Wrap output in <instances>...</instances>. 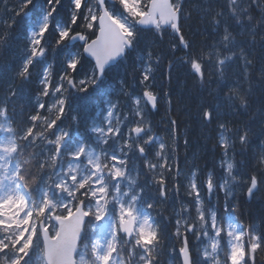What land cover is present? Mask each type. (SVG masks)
<instances>
[{
  "label": "snow or ice",
  "instance_id": "obj_1",
  "mask_svg": "<svg viewBox=\"0 0 264 264\" xmlns=\"http://www.w3.org/2000/svg\"><path fill=\"white\" fill-rule=\"evenodd\" d=\"M31 3L32 0H18L12 11L18 16L27 15ZM60 3L61 0H47L42 23L29 33L27 56L14 74L15 81H28L34 61L48 51L46 35L53 27L52 16ZM185 3L186 0H71L68 20L55 25L52 48L65 42L80 43L58 79L49 71L51 64L44 68L34 101L35 114L20 121L14 118L8 101L16 96L17 89L9 85L8 94L0 101V264H160L157 257L168 236L170 221L162 216V208L157 213L160 219L152 211L155 202L166 203L173 190L179 194V188L174 184L170 189L165 178L175 181L182 174L176 164L177 120L169 117L165 140L154 134L149 119L148 107L157 109L161 99L171 110L170 93L165 91L161 96L153 91L158 87L154 73L164 62V55L154 56L151 49L146 54L138 52L137 60L144 61L137 65L142 95H133L121 80L117 95L124 99L114 102L108 98L106 115L99 121H90L88 131L94 139L81 136L73 141V147L66 146L70 132L81 121V112L69 108L73 95L96 85L109 60L134 47L141 28H150L161 39L165 33L178 37V44H170L167 53L173 57L168 60L167 79L171 83L174 71L188 65L201 91L215 97L216 103L207 107L201 101V122L210 125L214 120L229 118L218 124L217 141L223 150L220 166L226 164V176L218 181L209 171L208 198L222 191L228 204L230 199H236L238 188L245 190L249 200L264 190V139L251 170L243 158L256 134L250 121L259 118V127L264 129V106L253 111L250 99L257 86L264 93V63L258 69L256 85L252 81L256 64L250 58L259 47L260 59L264 60V0H194L193 9L202 17H211L214 39L206 45L207 54L204 48L194 50L192 41L181 31L182 21L190 19ZM12 19L15 22V17ZM6 43L7 37L0 36V45ZM181 46L184 54L177 57ZM85 53L94 64L87 75L77 79V67ZM208 65L212 67L206 75ZM233 65L242 69V80L229 82L228 72ZM213 83L217 85L215 89ZM83 111H87L86 107ZM240 117L247 119L234 124ZM188 143L185 138V148ZM149 144L158 145L153 159L147 152ZM237 144L241 158L234 164L231 161ZM29 148L38 150L29 152ZM195 159L194 154L186 195L196 215L184 204L175 213L176 230L172 236L183 244L178 249L180 264H257L258 254L264 253V231L252 225L245 228L240 223L236 215L238 203L230 206L226 232L230 251L221 259L223 218H218L214 205L209 207L204 202L200 185L195 182L200 171ZM137 161L143 162L144 170L153 177L144 185L137 183L141 171ZM152 188L156 190L152 199L155 202H149L145 195ZM104 220L108 226L101 236L95 222ZM189 235L196 241H210L211 250L204 246L201 254V248H190ZM175 252L172 248L169 255Z\"/></svg>",
  "mask_w": 264,
  "mask_h": 264
},
{
  "label": "trees",
  "instance_id": "obj_2",
  "mask_svg": "<svg viewBox=\"0 0 264 264\" xmlns=\"http://www.w3.org/2000/svg\"><path fill=\"white\" fill-rule=\"evenodd\" d=\"M37 0H33L32 3L29 5V7H32V5L36 2ZM47 0H38L37 4L39 5V8L46 7L43 5H46ZM193 3H189L186 1L185 3V9L186 12L190 15L191 20H197L199 22L205 23V25L210 24L209 18L207 17H202L201 13L196 12L193 7ZM71 6L70 0H61L60 5L56 8V11L53 15L52 22L55 23H62L64 24L68 18H69V7ZM192 11H194L192 13ZM10 11L8 10V13ZM194 14V16H193ZM3 16H5V13H3ZM12 17H15V22H13ZM8 19L7 23H3L6 27L5 29V34L0 35V36H6L7 37V43L6 45H0V101L4 100V97L8 94V88L9 85L12 84L16 87L17 89V94L15 97H13L10 101H8V108L10 110V113L14 116V118L17 121L23 120L26 118L27 115L29 114H35L36 109L34 108V101H35V96L39 92L40 88L38 85V80L40 79V74L35 73L30 76L29 80L24 82V83H19L18 81L14 80V74L15 72L19 69L21 65V60L22 57L20 56V52L22 51L20 46L22 37L20 36V33L17 31V21L23 20V16H18L15 13L12 15L8 14ZM194 23V21H192ZM54 23V24H55ZM185 22L182 21V33L185 35L186 39H190L193 44L194 50L204 48V50L207 49L206 45L210 43V38L209 34L211 31L207 32L201 35L207 36L205 38V41L203 44H200L199 42L196 43V38L200 36V34L196 32L193 36V31L198 30L199 32L203 31L197 28H186L184 26ZM10 26V27H9ZM78 29V28H76ZM170 32V30H169ZM204 32V31H203ZM209 33V34H208ZM53 34V31L51 33H47L46 36ZM54 34L55 31H54ZM196 36V37H195ZM142 37V41L140 42V50L137 49L134 53L137 56V53L141 54H146L149 49L153 52V55L155 56L156 54H163L164 55V62L159 65L157 68L156 72L154 73L156 77V84L158 87L156 89H153L154 92H160L161 96L163 95V92H169L171 95L172 99V105H171V110L167 112V115L165 114L163 116V123H165V126L170 125L169 117L171 119H175L178 122V127L176 128V131L178 133L179 139H178V147L180 146L181 148L184 149V152H180L181 155H187V162L184 164L183 168H181L183 174L180 176L181 182H179V195H180V201L183 202H188V204L191 206V198L186 195V190L189 185V180L191 179L190 173L194 170L193 169V155H196L195 159V164L198 166L200 171L198 172L197 175V182L200 185V188L203 190L201 191L203 195L206 196L207 194L205 193L206 190V180H207V174L209 171L212 172L213 177L218 180L222 181L224 178H219L220 176H225L224 170L220 167V162L221 159L223 158V150L221 147L217 145V141L219 140V132L220 129L218 127V124L223 122V120L229 119L228 117H223L221 120H214L210 125H205L203 124L201 126V129L199 128V124L197 122H192L188 117L187 113H191L193 116L198 117L200 119V114L201 111H199V103L201 102V98L205 100V105L204 107H207L208 105L216 103L215 97L214 96H208L206 91H201L199 87V83L196 80V78L193 76H189L187 74H184V72H181V68H178L174 71L172 74V79L171 83L168 82L167 79V64L168 60L173 59L172 56L168 55L169 47L170 44H178V39L176 36L169 35L168 33H165L163 36V39H161L159 36L155 35L154 31L151 30H140V34L138 35L137 38ZM48 45L54 46L55 43V38L56 35H51L49 37ZM23 46L25 44L21 43ZM67 45V42L64 44L56 46L57 48H60L62 51L63 47ZM19 47V49H18ZM55 47V48H56ZM53 49H50V52L53 53ZM183 48L181 46V50L176 52V56L179 57L183 53ZM9 53V54H8ZM131 59L129 58L126 61L125 66V71L124 74L122 75L124 80H126L127 84H133L134 82H139V77H140V70L135 66L131 68V65L129 62ZM41 66V65H39ZM62 64H58L56 72H55V79L59 74L61 73V70L64 68ZM31 70V69H30ZM53 70V67H52ZM137 70V72H135ZM130 78L132 80H130ZM117 76L112 77L111 80H115L116 82ZM255 82V80H254ZM246 83L243 84L244 88H247L245 86ZM217 85H215V88ZM139 88V86H138ZM108 90V88H107ZM225 91V90H224ZM226 92V91H225ZM255 92H258L259 94L261 93L259 87L255 89ZM97 88L88 89L85 92L81 93H75L70 101L69 108L70 110L73 109L74 105H79L81 108H77V110L81 111V115L83 119L89 120L90 116H92V110L89 111L90 108H92L100 98L96 95ZM140 93V92H139ZM189 94L190 98H186V94ZM251 100H254L252 97L250 98ZM207 101V102H206ZM256 101V100H255ZM161 102H164L161 99ZM259 102H264V98H258V103ZM165 103V102H164ZM100 104V103H98ZM97 105V104H96ZM95 105V106H96ZM86 107L87 111H83V109ZM12 109H15L14 112H12ZM44 111V110H40ZM166 113V110H165ZM94 114V111H93ZM70 119V117H69ZM201 120V119H200ZM69 121L66 118L65 124H67ZM63 123V122H62ZM234 124H237V122L233 121ZM82 124V120L80 121L79 125V130L80 126ZM30 126V125H27ZM232 127V125H230ZM216 129L217 132L216 134L213 133V135L208 134V131H212ZM259 132H255V136H257L258 143L256 144L255 148V157L248 162L249 170H251V167L255 161L257 153L260 151V141L264 139V129H259ZM159 130L162 132L163 128H159ZM262 131V132H261ZM74 129L71 132L72 140L74 141ZM205 137L204 140L202 137ZM185 138L189 141L187 148H185ZM175 147V145H174ZM249 147V146H248ZM247 149L244 151L246 155H248L249 151ZM178 150V149H177ZM182 150V149H181ZM29 152H33L31 148L28 149ZM240 146L239 144L236 145V153L235 159H234V164L236 160L240 159ZM243 153V154H244ZM230 155H233L230 153ZM203 157L205 159H203ZM32 172L35 171V169H31ZM219 171L223 173V175H218ZM246 175V172L244 173ZM30 178V177H29ZM174 183V180L170 178V184L172 185ZM181 183V184H180ZM244 191L241 188L237 189V196L235 200H230V206L233 204L238 203L239 208L237 211V217L240 220V222L244 223L247 227L249 225H252L254 227H258L259 231H264V207L261 206L262 202L257 201L256 203L254 200L248 201L247 197L244 195ZM155 190L148 192L147 199H149V202H155L153 201V195L155 194ZM218 196V204H217V214L220 218L224 219V213L226 212L225 208V198L223 195L222 191H218L217 193ZM176 198L177 199V192L173 190L171 192L170 198ZM212 200V197L210 199ZM167 202H171V200H168ZM156 203V213L160 212V207L159 203ZM209 204V203H208ZM252 204V205H251ZM244 206H246L249 209H255L256 212L255 214L253 213H248L245 209ZM161 208L163 209L162 216L163 217H168L169 218V223L167 225V233L168 236L166 237L163 245H162V251L161 254L157 257V259L160 261V264H178L177 263V246L180 245L181 240L173 238L172 234L175 233L176 227H175V221L177 219L175 212L169 210V206L165 207L163 204L161 205ZM190 210L192 214H194L195 209L194 207H190ZM177 211V210H176ZM161 217L158 216L157 219H160ZM189 242L191 245H195L194 242V237L189 236ZM198 244H203V240L199 241ZM172 248L176 249V252L172 254V256L169 255V252L171 251ZM173 257H175V260H173ZM257 264L262 259H264V253L258 254L257 257Z\"/></svg>",
  "mask_w": 264,
  "mask_h": 264
},
{
  "label": "rangeland",
  "instance_id": "obj_3",
  "mask_svg": "<svg viewBox=\"0 0 264 264\" xmlns=\"http://www.w3.org/2000/svg\"><path fill=\"white\" fill-rule=\"evenodd\" d=\"M3 2H7V3H12V2H14L13 0H3ZM205 6H208V5H205ZM9 9V8H8ZM10 10V9H9ZM116 11H120L118 8L116 9ZM11 13L13 14L14 12L13 11H11ZM43 14H44V12L40 15V16H37V18H36V16L34 17L35 18V26L34 27H32V28H29L28 29V31H27V41H28V36H29V33L31 32V31H33V30H36V28L38 27V25L40 24V23H42V17H43ZM257 16H258V13H255ZM31 16V14L30 15H28V17H30ZM208 18V17H207ZM210 19H211V17L209 16V21H210ZM192 21H196V19L195 20H192ZM20 22H22V23H19V25H21L22 24V26H21V28H24V26H23V22L24 21H20ZM209 34V33H208ZM196 37V36H195ZM207 36H205V35H200L199 37H197L196 38V43H200V44H203L204 43V41H205V38H206ZM209 38H210V43L212 42V40L214 39V36H213V32L211 31L210 32V34H209ZM209 43V44H210ZM198 50H200V49H198ZM205 51V54H207V51H208V49H206V50H204ZM260 55H261V50L259 49V47H257L256 48V50H255V55L254 56H250V58H252V59H254V61H255V64H256V68H254L253 70H252V81H253V83L254 84H256V85H259V81L257 80V77L259 76V71H258V69H259V67H260V65L262 64V63H264V60H261L260 59ZM53 57V56H52ZM41 58H45V54L41 57ZM40 58V59H41ZM25 59H26V57H25ZM24 59V60H25ZM36 60H38V58L36 59ZM35 60V61H36ZM35 61H34V65H37V64H35ZM47 66H45L44 68H46ZM212 66L211 65H208V66H206V71H205V74L207 75V69L208 68H211ZM44 68H43V70H44ZM181 68V72H184V74H187V75H189V76H194L193 74H192V70H191V68H190V66H188V65H185V66H183V67H180ZM43 70H42V72H43ZM42 72H41V75H42ZM195 77V76H194ZM241 79L242 80V69H240L239 68V66L238 65H233V66H231L230 68H229V72H228V79H229V82H231L232 80H236V79ZM212 79H213V81H215L216 80V77L215 76H212ZM254 80H255V82H254ZM107 82V81H106ZM215 83H213L212 84V88L213 89H215ZM245 86H247V83L245 84ZM257 88H258V86H257ZM226 92H227V88H225L224 89ZM207 95H208V93H206ZM209 96V95H208ZM186 98H190V96H189V94L187 93L186 94ZM203 100V102H204V104H203V106L205 105V100L204 99H202L201 98V101ZM107 102V101H106ZM106 102H103V105H102V107L101 108H99V109H97L96 110V112H95V115H94V120L95 121H99L101 118H102V116L103 115H106V113H104L105 111H106ZM207 102V101H206ZM258 103V99H256V102H253V101H251V104H252V108L256 105ZM199 111H202V106H201V102L199 103ZM77 108H81L79 105H74V108L72 109V110H75V111H80V110H77ZM103 108V109H102ZM168 105L166 104V103H164L163 102V108H161V112H165V110H166V114H167V112H168ZM149 111V110H148ZM81 112V111H80ZM150 113V112H149ZM83 117H82V115H81V119H82ZM83 120V119H82ZM90 127V122H88V125L87 126H85L84 125V132H83V134L82 135H78V138L79 137H81V136H84V137H87L90 141L92 140V139H94V138H92V136H91V133L88 131V128ZM78 129V126H77V128H75V130H77ZM262 132V131H261ZM227 136H228V134H227ZM69 141V140H68ZM68 141H67V144H66V146L69 144L68 143ZM74 144V143H73ZM36 150H38V149H34V151H36ZM147 152H150V148H148L147 149ZM161 163H163V161H161ZM133 177H137V176H134L133 175ZM125 190H127V189H125ZM232 222H235V221H232ZM96 223V225H97V227H96V231L101 235V236H103L105 233H106V231H107V226H108V221L107 220H104V221H101V222H95ZM228 223H229V220L227 221V231L229 230L228 229ZM208 241V240H207ZM207 246H208V248H209V251L211 250L210 249V241H208V243H207ZM220 251V250H219ZM228 251H230V244H229V238L227 237V252ZM220 253H222L221 251H220ZM201 254H202V250H201ZM35 259V258H34ZM222 259V258H221Z\"/></svg>",
  "mask_w": 264,
  "mask_h": 264
},
{
  "label": "bare ground",
  "instance_id": "obj_4",
  "mask_svg": "<svg viewBox=\"0 0 264 264\" xmlns=\"http://www.w3.org/2000/svg\"><path fill=\"white\" fill-rule=\"evenodd\" d=\"M186 1L189 2V3H193V2H194V0H186ZM219 6H220L219 4H216V5H215V7H217V8H219ZM193 12H194V11H192V13H193ZM193 16H194V14H193ZM206 17L209 18V16H206ZM184 26H185L186 28H188V29H190V28H197V29H200V30H203V31H204V32H203V31L199 32L198 30H195V31H193V36H194V34H196V32H197V34L199 33V34L201 35V34L206 33L205 31H207V32L212 31V28H211V25H210V24L205 25V23H203V22H199V21H197V20L194 21V23H193L192 20L189 19V21L185 22ZM252 98H253L254 100H251V101L256 102V101H255L256 99H258V98H264V93H263V94H259L258 92H255V91H254V94H253ZM261 106H264V102H259V103H257V104L252 108V110L254 111L256 108L261 107ZM201 112H202V111H201ZM185 115H187V117H188L192 122H197V123L199 124V128L201 129V126L203 125V123L201 122V120H200L198 117L193 116L191 113H187V114H185ZM245 119H247V117H240V118H238V119H236V120H234V121L237 122V124H238V123L241 122V120H245ZM250 126L253 127V129H254L255 132H256V131L259 132L260 130L257 129V128L261 129V128L259 127V118L250 121ZM202 127H203V126H202ZM229 127H231V126L229 125ZM216 132H217V130L214 129V130H212V131H208L207 133L210 134V135H213V133L216 134ZM204 138H205V137L203 136L202 139L204 140ZM257 143H258L257 136H254L253 139H252L251 144H250L249 147H248V151H249L248 155H246V154L243 152V153H244V154H243V158L246 159L247 162H249V161L251 160V163H252V159L255 157V148H256V144H257ZM181 149H182V150H181ZM177 151H178V157H177L178 163H176V164H177L180 168H183L184 164H185V163L187 162V160H188L187 155H186V153H185V155H181V154H180V152H184V149L181 148L180 146L178 147V150H177ZM240 154H241V153H240ZM239 157L241 158V155H240ZM203 159H205V158L203 157ZM218 175H223V173H221V171H219ZM223 177H224V176H220L219 178H223ZM253 200H254L255 203H256L257 201H261V202H262V205H261V206L264 207V190H261V191L257 192L256 195L254 196ZM251 205H252V204H251ZM244 209H245L248 213H253V214L257 213V212H256V211H257L256 208H255V209H249V208H247L246 206H244Z\"/></svg>",
  "mask_w": 264,
  "mask_h": 264
},
{
  "label": "water",
  "instance_id": "obj_5",
  "mask_svg": "<svg viewBox=\"0 0 264 264\" xmlns=\"http://www.w3.org/2000/svg\"><path fill=\"white\" fill-rule=\"evenodd\" d=\"M150 27V26H149ZM72 42H74V41H72ZM124 53H122V54H119V55H117L116 57H114V58H112V59H110L109 60V62L105 65V68H104V71H105V69L108 67V66H110L111 64H113V63H115L122 55H123ZM89 57H91L89 54H87ZM92 58V57H91ZM93 59V58H92ZM104 73V72H103Z\"/></svg>",
  "mask_w": 264,
  "mask_h": 264
}]
</instances>
